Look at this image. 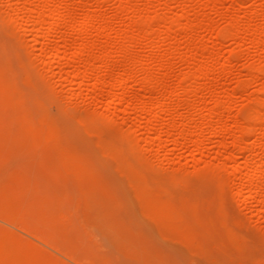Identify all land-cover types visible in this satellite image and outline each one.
<instances>
[{
	"label": "rangeland",
	"instance_id": "obj_1",
	"mask_svg": "<svg viewBox=\"0 0 264 264\" xmlns=\"http://www.w3.org/2000/svg\"><path fill=\"white\" fill-rule=\"evenodd\" d=\"M47 3L70 24L41 23ZM263 28L264 0H0V264H264L263 203L233 174L248 143L264 167ZM83 41L112 53L108 91Z\"/></svg>",
	"mask_w": 264,
	"mask_h": 264
},
{
	"label": "bare ground",
	"instance_id": "obj_2",
	"mask_svg": "<svg viewBox=\"0 0 264 264\" xmlns=\"http://www.w3.org/2000/svg\"><path fill=\"white\" fill-rule=\"evenodd\" d=\"M49 3H47V4H44L45 6H44V9H46L48 12H47V14H45V13H43V16H42V20H41V23H45V22H47V19L49 18V19H54L55 20V22H56V27H57V29L58 28H60L61 26H66V25H68V24H70V19L72 18V16H74V15H72L71 13H67V14H64V15H56V13L54 12V10H51V6H49L48 5ZM42 6V5H41ZM43 8V7H42ZM71 11V10H70ZM87 12L86 13H84V16L82 17V21H81V28L82 29H84V31L86 30V31H88L87 29H89L90 27H92V25L96 22V21H98V20H100V19H98V18H100L99 16H96V14H94V12H92V11H90V9H89V11L88 10H86ZM42 12V11H41ZM44 12V11H43ZM38 14V13H37ZM35 15H36V11H35ZM98 15V14H97ZM39 16H40V14H39ZM75 20V19H74ZM73 20V21H74ZM104 21V20H103ZM145 22V21H144ZM143 22V23H144ZM139 23V22H138ZM146 23V22H145ZM137 24V23H136ZM142 24V23H141ZM236 24V23H235ZM99 26H98V28H97V30H98V33H99V35H100V38H102L103 36H104V32L107 30V26L106 25H104L103 23H101V22H99V24H98ZM146 25V24H145ZM41 26V25H40ZM43 26H44V24H43ZM80 27V26H79ZM136 27V26H135ZM139 27V26H138ZM137 27V28H138ZM141 27V26H140ZM40 28V27H39ZM132 28V27H131ZM41 29V28H40ZM133 30V29H132ZM85 31V32H86ZM140 31H141V29H140ZM229 31V30H228ZM257 31V30H256ZM258 32V31H257ZM229 33H230V31H229ZM260 34H262V36H264V28L261 30V33ZM145 35V34H144ZM120 36V35H119ZM118 36V37H119ZM133 36V35H132ZM140 36V35H139ZM122 39V38H121ZM126 40H127V38H126ZM129 40H130V38H129ZM129 40H127L128 42H129ZM117 42V41H116ZM79 44V43H78ZM87 43H84V41H83V43H80L79 45H78V56L80 57L79 59H81V60H83L84 61V69L86 68V67H88V68H86L84 71L86 72V73H84V75L85 74H87L88 72V70H89V66L91 65V63L94 61L95 62V60L97 59L99 62H100V64L101 65H99L100 67L98 68V71H100L99 69H104L106 72H107V74H105L106 75V77H105V79L102 81L103 83V88H104V90H107L108 91V89H110L109 88V86H110V80H111V78L114 76V73H113V70H114V66H112L113 65V63L111 64H109V61H108V63H106L105 62V60H108V58H110V57H112V56H110V54H112L111 52L109 53V52H107L108 50H106L105 48H107V47H103L104 49H101V50H99L100 51V55L101 56H97V57H94L92 54H93V45L92 46H87L86 45ZM95 46V45H94ZM107 46V45H106ZM99 47V46H98ZM95 48H97V46H95ZM102 48V47H101ZM109 49V48H108ZM98 50V49H97ZM114 52V51H113ZM96 55L98 54L99 55V52H97V53H95ZM94 54V55H95ZM201 56V55H200ZM204 56V55H203ZM212 56V55H211ZM56 58H60V56L59 55H56ZM214 58V57H213ZM111 59V58H110ZM125 59V58H124ZM211 61H213V59L211 60ZM126 64V63H125ZM125 64H123V65H125ZM122 65V64H121ZM128 65H129V63H128ZM125 66H127V65H125ZM125 66H123L121 69V72H120V74H119V78H117V82H118V86H120V87H125L126 85H127V83L128 82H130V80L132 81V79H133V75L129 72V70L130 69H128V66L127 67H125ZM114 67V68H113ZM117 68V67H116ZM91 69V68H90ZM206 69V68H205ZM132 70V69H131ZM197 70H198V68H197ZM196 70V71H197ZM115 71V70H114ZM204 70H202V69H200V73H201V75L205 72H203ZM90 73V72H89ZM112 73V74H111ZM209 73V72H208ZM150 74V73H149ZM205 74V73H204ZM111 75H112V77H111ZM192 75V74H191ZM190 76V75H189ZM188 75H187V77H189ZM202 76H204V75H202ZM251 76H252V74H251ZM254 76V75H253ZM148 77V76H147ZM199 77H201V76H199ZM104 78V77H103ZM144 78V77H143ZM196 78V77H195ZM142 79V78H141ZM152 80V79H151ZM191 81V80H190ZM112 82V81H111ZM139 83V82H138ZM147 83H148V78H146L145 77V79H142V81H141V83H140V87L141 88H143V89H146V87L148 86L147 85ZM186 83V82H185ZM184 84V83H183ZM187 84V83H186ZM185 84V85H186ZM192 84V83H191ZM111 85H112V83H111ZM182 85V84H181ZM180 85V86H181ZM185 85H182V86H184V88L186 87ZM181 86V87H182ZM95 87V86H94ZM181 87H180V90H181ZM99 88H102L101 86L99 87ZM184 88H182L183 90H184ZM194 88V87H193ZM112 89V88H111ZM113 90V89H112ZM179 90V89H178ZM182 90V91H183ZM186 90V89H185ZM116 91V90H115ZM100 92V91H99ZM102 92V91H101ZM111 93V95L113 94L114 95V92H112V91H110ZM191 92V91H190ZM75 93H76V91L74 90V91H72V93H71V96H74L75 95ZM104 93V92H103ZM185 93H186V91H185ZM102 94V93H101ZM187 95H189V94H187ZM114 96H116L117 97V95L115 94ZM114 96L111 98L112 100L110 101V105H114V104H116V102L117 101H119V99L121 100V98L119 97V98H117L116 99V97L114 98ZM124 96V95H123ZM152 94H149L148 96H144V100L146 101V102H148L149 103V101L152 99ZM161 97V96H160ZM124 98V97H123ZM159 98V97H158ZM162 98H164V97H162ZM168 99V98H167ZM192 99V98H191ZM264 99V98H263ZM143 100V101H144ZM158 100V99H157ZM170 100V99H169ZM193 100V99H192ZM195 100V99H194ZM203 100V99H202ZM260 100V99H259ZM144 101V102H145ZM153 101V100H152ZM152 101H151V103H152ZM253 101V100H252ZM154 102V101H153ZM166 102H168V100H165V98L164 99H162V101H160L158 104L159 105H163V104H165ZM180 102V101H179ZM183 102V101H182ZM201 102V101H200ZM221 102V101H220ZM156 103V102H155ZM252 103V102H251ZM168 104V103H167ZM203 104V103H202ZM222 105H220V106H222L221 108L222 109H226V105L224 106L223 104L224 103H221ZM256 105V104H255ZM147 106V105H146ZM151 106V105H150ZM158 106V105H157ZM179 106V105H178ZM144 107H145V105H144ZM143 107V108H144ZM156 107V106H155ZM173 107V106H172ZM180 107V106H179ZM178 107V108H179ZM182 107V106H181ZM218 107V106H217ZM152 108H153V106H152ZM160 108V107H159ZM207 108V107H206ZM261 108V107H260ZM146 109H147V107H146ZM145 109V110H146ZM150 109V108H149ZM154 109V108H153ZM173 109V108H172ZM208 109V108H207ZM144 110V111H145ZM161 110V109H160ZM175 110V109H174ZM229 110V109H228ZM254 110V109H253ZM169 111V110H168ZM168 111H167V113H166V116L167 115H169L168 114ZM177 111H178V109H177ZM176 111V112H177ZM188 111V110H187ZM216 111V110H215ZM137 112V111H136ZM146 112H147V110H146ZM157 111H155V113H156ZM190 112V111H189ZM219 112V111H218ZM161 113V112H160ZM165 113V112H164ZM212 113V112H211ZM216 113V112H215ZM214 113V114H215ZM256 113V112H255ZM262 113V112H261ZM148 114H150V113H148ZM152 114V113H151ZM154 114V113H153ZM175 114V113H174ZM192 116H194V112L193 113H190ZM190 114H189V116H190ZM257 115H256V118L255 119H253V124L252 125H250V126H247V127H244V128H242L241 129V134H239L240 136H241V138H239L238 140H237V138H236V141L234 142V141H232L231 142V144L233 143H235L234 145H238V143L240 144L241 142H243V141H245L246 142V138H248L253 132H254V130L256 129V127L259 125L258 123V120H260V116H259V111L256 113ZM156 115H158V114H156ZM155 115V116H156ZM162 115V114H161ZM212 115H213V113H212ZM222 115V114H221ZM148 116V115H147ZM151 116H153V115H151ZM164 116H165V114H164ZM253 116V115H252ZM251 116V117H252ZM263 116V115H262ZM149 117V116H148ZM162 117V116H161ZM208 117V116H207ZM176 118H177V116H176ZM184 118V116H183V114L181 113V114H178V120L179 121H181L182 119ZM191 119V117H188V119ZM211 118V117H210ZM253 118V117H252ZM259 118V119H258ZM213 119V118H212ZM263 119V118H262ZM174 120V119H173ZM172 120V121H173ZM192 120V119H191ZM214 120H215V118H214ZM249 120L251 121V119H250V117H249ZM176 121V120H175ZM189 121V120H188ZM216 121V120H215ZM239 121V120H238ZM239 122H241V121H239ZM161 123V122H160ZM163 123V122H162ZM173 123H174V121H173ZM179 123V122H178ZM229 124V123H228ZM161 125V124H160ZM163 125V124H162ZM161 125V126H162ZM174 125H175V123H174ZM183 125V124H182ZM164 127H168V126H165V125H163ZM170 126V125H169ZM217 128H218V131H217V129H216V127L213 129V132H214V134H216L217 136H218V134L221 132L222 133V131L224 132L225 130H227L228 129V127H226L225 125H224V123H219V124H217ZM231 126V125H230ZM235 126V125H234ZM241 126V125H240ZM160 127V126H159ZM176 126H174V128H175ZM237 127V126H236ZM259 127V126H258ZM257 127V128H258ZM155 128V127H154ZM239 128V127H238ZM160 129V128H159ZM163 129H165V128H163ZM163 129H161V130H163ZM167 129V128H166ZM172 129H173V127L171 126L170 127V131H172ZM153 130V129H152ZM168 130V129H167ZM192 130V129H191ZM189 128H187V127H183V126H181V129H178V130H176V131H178V136L182 139V142L180 143V145L182 146V147H184V146H186V145H189V143L190 144H194L193 146H195L196 148H198V150H199V147H200V149H201V142L203 141L202 140V136L200 137V136H198V137H200V138H196V140L194 139V141H192L191 140V138H193L192 137V135H193V132L191 131ZM238 130V129H237ZM257 130V129H256ZM157 131V130H156ZM166 131V130H165ZM170 131H168L167 133H166V135L167 136H169L170 135ZM153 132V131H152ZM159 132V131H158ZM154 133V132H153ZM164 134H165V132H164ZM172 136H173V134H174V131H172ZM212 134V133H211ZM229 134V133H228ZM254 135H255V133H254ZM158 136H160V135H158ZM161 136H162V134H161ZM197 136V135H196ZM223 136V135H222ZM177 137V136H176ZM175 137V138H176ZM243 137V138H242ZM195 138V137H194ZM214 138H215V136H214ZM171 140H173V138L171 139ZM180 140V139H179ZM202 140V141H201ZM221 140H224V139H222V137H221ZM235 140V139H234ZM166 141V140H165ZM168 141V140H167ZM170 141V140H169ZM215 141V140H214ZM259 141H261V140H259ZM173 142H176V141H173ZM220 142H222L223 143V141H220V139H219V141H216V143L217 144H219L218 146H220V145H223V144H220ZM224 142H226V141H224ZM244 142V143H245ZM264 142V141H263ZM263 142H261V143H263ZM215 143V144H216ZM248 143V142H247ZM230 144V143H229ZM225 145H226V143H225ZM223 146L224 148H226V146ZM234 145H232V146H234ZM245 145V144H244ZM261 145V144H260ZM217 146V145H216ZM229 146V145H228ZM240 146V145H239ZM194 147V148H195ZM235 147V146H234ZM233 147V148H234ZM223 148V149H224ZM239 148H241V147H239ZM263 148V147H262ZM242 149V152L241 153H244L245 154V162H244V164H243V167L242 168H238L237 170H235L234 169V176L236 177V179L235 180H237L238 178H239V180H240V186H241V188H242V190L244 191V194L246 195V197H248V198H252L253 200H255L256 202H258V203H263V206H264V167H262L261 165H256L255 164V159H254V157L256 156V154L255 153H257L256 152V146L254 145V143H248L247 145H245L243 148H241ZM196 150V149H195ZM225 150V152H226V149H224ZM239 150V149H238ZM199 151H201V150H199ZM263 151H264V149H263ZM230 152V151H229ZM233 152H235V151H233ZM233 152H230V153H233ZM223 153H224V151H223ZM230 153L228 154V153H224V157L226 158L225 160H230L231 161V158H235V156H237V155H230ZM264 153V152H263ZM235 154H238V153H236L235 152ZM257 154H259V152L257 153ZM223 155V154H222ZM240 155V154H239ZM238 157V156H237ZM258 157H259V155H258ZM264 157V156H263ZM259 159V158H258ZM260 159H261V157H260ZM257 160V159H256ZM262 160V159H261ZM256 163H258V162H256ZM224 164H226V162L224 163ZM240 167V166H239ZM242 169H243V171H242ZM234 177V178H235ZM238 181V180H237ZM239 183V182H238ZM243 194V193H242ZM257 203V204H258ZM259 204V205H260Z\"/></svg>",
	"mask_w": 264,
	"mask_h": 264
}]
</instances>
